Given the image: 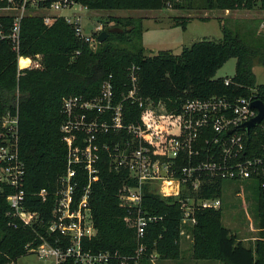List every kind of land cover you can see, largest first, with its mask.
I'll return each mask as SVG.
<instances>
[{
	"label": "trees",
	"instance_id": "1",
	"mask_svg": "<svg viewBox=\"0 0 264 264\" xmlns=\"http://www.w3.org/2000/svg\"><path fill=\"white\" fill-rule=\"evenodd\" d=\"M50 1L41 2L40 6H47ZM164 1L73 0L90 10L157 9ZM256 2H260L259 8H264V0H206L207 7L219 10L251 8ZM112 20L111 26L123 27L124 31L110 33L103 42H97L94 50L90 48V42L78 37L74 26L61 16L49 26L44 24L41 14L24 16L17 52L9 40H0V115L15 108V101H18V147L25 164L24 189L27 194L41 188L51 192L57 177L65 169L66 145L60 133L64 117L62 98L70 94L94 97L101 82L110 75L115 101H119L130 86L129 68L132 65L137 67L139 95L161 100L168 108H179L187 99L245 95L249 87H256L257 97L264 102V84H256L253 73L255 64L264 67V37L257 42H248L245 36L223 26L221 39L196 40L177 54L159 50L146 55L139 43L140 31L133 26L132 18ZM6 22L8 26L9 21ZM181 26L185 29L186 24ZM18 55L32 58L38 55L39 66L18 70ZM229 58L236 59L235 72L230 77L231 84L225 85L226 77H215V74ZM122 105L124 123L137 122L140 114L137 104L124 100ZM121 134L103 138L114 142L120 136H127L125 132ZM251 140L252 133L249 144ZM261 142H264V131L257 128L252 144L257 146ZM100 155L97 164L99 180L92 184L90 196L96 234L85 244L94 251L110 250L129 255L136 247L135 219L119 205L117 191L123 183L132 184L133 181L127 180L123 170H109L105 152L101 150ZM221 181H208L199 191L189 193L201 198L220 197ZM28 207L43 211L36 197L31 199ZM142 208L162 217L147 227L143 240L145 256L155 252L160 258L175 257L182 215L177 200L162 198L144 187ZM7 209L5 198L0 197V264L24 255L25 244L34 237L29 228H13L7 224ZM219 209L205 208L195 212L196 223L191 229L187 228L193 234L195 255L213 257L224 264H264V241L258 239L254 249L236 241L235 236L219 222ZM258 228L264 237V191L259 186Z\"/></svg>",
	"mask_w": 264,
	"mask_h": 264
},
{
	"label": "built area",
	"instance_id": "2",
	"mask_svg": "<svg viewBox=\"0 0 264 264\" xmlns=\"http://www.w3.org/2000/svg\"><path fill=\"white\" fill-rule=\"evenodd\" d=\"M44 1L0 0V40H9L17 52L20 24L29 7L56 12L75 4L73 0H52L47 6H40ZM82 8L86 7L81 5ZM61 17L74 26L78 37L89 42L96 40L104 28L97 23L93 33L85 34L78 13ZM54 19L44 16L43 22L49 26ZM21 57H17L18 70L31 68L30 58L28 64L19 65ZM136 70L134 65L129 68L130 86L119 101H115L110 75L101 82L94 97L70 94L62 98L60 133L66 145V162L51 192L41 188L27 194L24 189L25 164L18 147V101L15 108L0 115V197L8 205L7 224L29 228L34 233L24 246L25 252L51 259L53 264H139L145 255L147 227L162 219L142 208L144 187L162 198L177 200L181 226L194 225L196 211L221 206L219 197L201 198L189 193L199 191L208 181L254 180L264 191V142L252 144L257 128L264 131V117L250 131L238 128L258 113L251 107L252 101L261 100L256 87H249L245 95L187 99L179 108H168L161 100L139 95ZM231 82L230 77L224 78L225 85ZM124 100L139 107L137 122L124 123ZM231 128L236 129L228 133ZM123 132L127 136L114 142L103 138ZM101 150L106 154L109 170H123L127 180L133 181L123 183L117 191L119 205L135 219L136 247L129 255L94 251L85 244L96 234L90 196L92 184L99 180ZM33 197L39 199L43 211L28 207ZM4 264H16V259Z\"/></svg>",
	"mask_w": 264,
	"mask_h": 264
},
{
	"label": "rangeland",
	"instance_id": "3",
	"mask_svg": "<svg viewBox=\"0 0 264 264\" xmlns=\"http://www.w3.org/2000/svg\"><path fill=\"white\" fill-rule=\"evenodd\" d=\"M189 1H191L190 8L187 4ZM175 4L183 5V7H175ZM259 5L260 2H256L251 8L219 10L207 7L206 0H165L163 6L157 9L90 10L80 9L81 5L75 3L71 8H61L56 12L29 7L27 13L55 18L78 13L81 16L85 34L93 33V28L97 23L108 28L113 24L112 18L123 20L132 18L133 26L140 31L139 43L144 47V53L153 55L159 50H170L177 54L183 47H188L199 39H221L223 26L245 36L248 42L262 40L264 37V8H259ZM183 23L186 24L185 29L181 26ZM89 46L94 50L97 47V41L91 39ZM37 57H23L22 65L28 64L31 60L32 67L39 66L40 59L38 60ZM235 63V58L226 60L216 71L215 77L233 76ZM253 73L256 84H264V67L255 64ZM219 199L221 201L219 222L235 236L236 241L252 249L258 239L264 241L258 228L256 181L222 180ZM193 226H181L183 231L180 232L178 253L175 257L160 258L157 253H154L150 258L144 255L139 264H224L213 257L203 258L195 255L193 234L190 231ZM16 264L53 263L51 259H41L35 253L25 252L16 259Z\"/></svg>",
	"mask_w": 264,
	"mask_h": 264
},
{
	"label": "water",
	"instance_id": "4",
	"mask_svg": "<svg viewBox=\"0 0 264 264\" xmlns=\"http://www.w3.org/2000/svg\"><path fill=\"white\" fill-rule=\"evenodd\" d=\"M127 31H130V28H126ZM124 29L119 26H110L106 30L101 31L97 37V42H103L110 33H121ZM251 107L256 108L258 113L255 117L249 119L243 124L239 125L238 128L246 129L250 131L253 127H255L264 117V103L261 100H254L251 102ZM236 128H231L228 130V133L232 132Z\"/></svg>",
	"mask_w": 264,
	"mask_h": 264
},
{
	"label": "bare ground",
	"instance_id": "5",
	"mask_svg": "<svg viewBox=\"0 0 264 264\" xmlns=\"http://www.w3.org/2000/svg\"><path fill=\"white\" fill-rule=\"evenodd\" d=\"M22 58H23V57H21L20 60H19V61H20V62H19V65H20V66H23V65H22V62H21V61H22V60H21Z\"/></svg>",
	"mask_w": 264,
	"mask_h": 264
},
{
	"label": "crops",
	"instance_id": "6",
	"mask_svg": "<svg viewBox=\"0 0 264 264\" xmlns=\"http://www.w3.org/2000/svg\"><path fill=\"white\" fill-rule=\"evenodd\" d=\"M24 57V56H23Z\"/></svg>",
	"mask_w": 264,
	"mask_h": 264
}]
</instances>
